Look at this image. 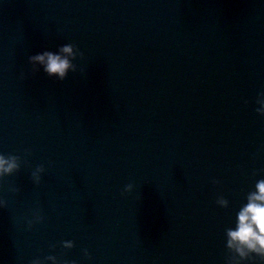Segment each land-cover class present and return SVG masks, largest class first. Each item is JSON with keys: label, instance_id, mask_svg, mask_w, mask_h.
<instances>
[{"label": "water", "instance_id": "95a60500", "mask_svg": "<svg viewBox=\"0 0 264 264\" xmlns=\"http://www.w3.org/2000/svg\"><path fill=\"white\" fill-rule=\"evenodd\" d=\"M69 43L77 72L31 73ZM261 92L264 0H0V153L21 157L0 182V264H226L264 178Z\"/></svg>", "mask_w": 264, "mask_h": 264}, {"label": "clouds", "instance_id": "9594fccd", "mask_svg": "<svg viewBox=\"0 0 264 264\" xmlns=\"http://www.w3.org/2000/svg\"><path fill=\"white\" fill-rule=\"evenodd\" d=\"M78 56L83 59L84 53L76 45L69 43L59 46L55 52L45 50L42 53L31 55L28 62L32 66V74L43 69L49 78L54 77L59 81H64L69 72H77V65L73 61ZM21 78H24L23 73H21ZM256 102L261 105L256 109L257 113L264 116V92L258 94ZM25 152L26 155L30 154V150H25ZM23 162L28 164L26 159ZM20 167L21 157L19 155L0 153V182H3L5 177L17 173ZM44 171L43 164L35 167L31 172L33 183L40 184L41 174ZM214 183H218V181H214ZM132 190L133 184L129 183L121 195L131 193ZM9 191L15 194L19 192V188L12 185L9 187ZM246 200L247 202L240 207L236 214L235 227H229L225 230L226 248L229 253L226 257V264H244L245 261H254L256 258H259L261 264H264V178L255 183V190L247 194ZM216 203L222 208H227L229 205L228 200L223 196L218 197ZM4 207H7V201L0 199V208ZM43 221L44 217L38 208L33 210L32 218L25 217L28 230H31L35 224L43 223ZM61 244L64 249L74 247L73 241H61ZM52 247L55 248V245ZM84 255L91 259L87 249L84 250ZM48 261H51L52 264H76L75 261L58 260L53 255L45 256L43 259L37 257L31 260L30 264H47Z\"/></svg>", "mask_w": 264, "mask_h": 264}]
</instances>
